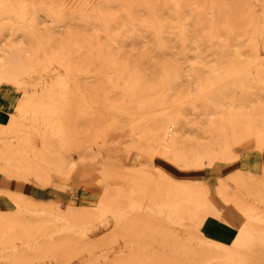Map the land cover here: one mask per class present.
Returning a JSON list of instances; mask_svg holds the SVG:
<instances>
[{"label": "rangeland", "instance_id": "1", "mask_svg": "<svg viewBox=\"0 0 264 264\" xmlns=\"http://www.w3.org/2000/svg\"><path fill=\"white\" fill-rule=\"evenodd\" d=\"M0 60V264H264V0H0Z\"/></svg>", "mask_w": 264, "mask_h": 264}, {"label": "crops", "instance_id": "2", "mask_svg": "<svg viewBox=\"0 0 264 264\" xmlns=\"http://www.w3.org/2000/svg\"><path fill=\"white\" fill-rule=\"evenodd\" d=\"M236 229L235 222L232 221L225 223L220 219L208 218L204 223L205 235L224 242L235 235Z\"/></svg>", "mask_w": 264, "mask_h": 264}, {"label": "bare ground", "instance_id": "3", "mask_svg": "<svg viewBox=\"0 0 264 264\" xmlns=\"http://www.w3.org/2000/svg\"><path fill=\"white\" fill-rule=\"evenodd\" d=\"M8 28V27H7ZM9 29V28H8ZM2 60H0V62H1Z\"/></svg>", "mask_w": 264, "mask_h": 264}]
</instances>
